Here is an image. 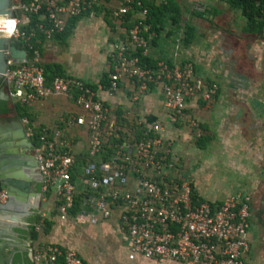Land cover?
<instances>
[{
    "label": "built area",
    "instance_id": "built-area-1",
    "mask_svg": "<svg viewBox=\"0 0 264 264\" xmlns=\"http://www.w3.org/2000/svg\"><path fill=\"white\" fill-rule=\"evenodd\" d=\"M110 1L115 4L110 16L127 33L126 42L116 38L110 45L107 82L99 81L93 89L92 84L69 76L48 82L40 66L38 35L43 41L53 40L70 19L86 12L92 16L95 7L107 3L11 0L12 30L6 37L21 42L23 48L18 49L25 51L26 59H7L0 90L8 101L23 107L54 98H68L74 107L52 129L35 125L27 116L21 118L25 137L34 143L32 151L42 177L39 194L47 205L39 212L34 230L42 231L53 213L68 219L76 195L84 194L82 211L71 219L95 222L97 217L113 215L129 264H245L250 196L234 193L220 202L201 200L179 170L174 143L165 136L163 124L125 122L118 108L109 103L123 84L131 89V103L158 89L169 123L198 131V120L187 110L194 102L211 103L218 86L198 79L190 63L157 60L153 68L141 66L135 53L141 50L142 56H149L154 37L146 23L148 9L143 0ZM258 5L264 19V0ZM195 10L202 13L205 9L197 6ZM33 17L37 19L30 26ZM127 18L134 23L128 32L121 27ZM78 137L86 141L83 164L74 152ZM6 200L0 190V204ZM29 260L32 264H85L76 250L43 242H32Z\"/></svg>",
    "mask_w": 264,
    "mask_h": 264
},
{
    "label": "crops",
    "instance_id": "crops-1",
    "mask_svg": "<svg viewBox=\"0 0 264 264\" xmlns=\"http://www.w3.org/2000/svg\"><path fill=\"white\" fill-rule=\"evenodd\" d=\"M148 1L156 4L166 2ZM172 1L181 11L180 28L164 25L155 43L150 46L149 57L190 63L198 79L218 86L219 90L211 103L194 102L187 110L190 117L198 120V131H192L184 124L169 123L158 89L146 93L139 102L131 103V89L123 84L118 96L109 103L118 108L124 121H160L163 124L165 136L174 143V154L182 167V174L191 181L201 200L220 202L234 193L250 196L252 204L247 235L250 249L244 261L245 264H264V26L247 31V19L241 10L232 9L221 0ZM197 6L204 7V12L196 11ZM86 19L88 17L78 22L65 44L54 39L43 41L41 61L56 63L67 76L81 80L88 78L90 80L86 82L94 85L100 81L101 74L109 69L110 44L106 43V38L103 40L107 56L99 69L87 61L82 53L86 47L92 46L90 38L95 32L85 23ZM103 23L108 33L110 28ZM186 23L195 32L189 44H183L181 40ZM115 30L122 33L118 25H115ZM28 108L35 125L50 129L57 125L60 116L74 109L68 98H54ZM198 139L200 141L197 143ZM76 140L79 143L74 145V152L84 155L85 139L78 137ZM235 186L237 189L233 190ZM39 188L40 184L36 185L37 193ZM46 206L41 196L35 199L26 208L23 221L34 222ZM113 220L116 232L120 234ZM46 222L49 228L41 242L73 249L71 228L72 223L77 221L71 216L62 220L53 213ZM95 235L97 233H91L90 237ZM11 237L16 239V235L11 234ZM123 243V257H118L124 264H129L124 240ZM77 253L88 264L79 251ZM134 264L156 263L138 261Z\"/></svg>",
    "mask_w": 264,
    "mask_h": 264
},
{
    "label": "trees",
    "instance_id": "trees-1",
    "mask_svg": "<svg viewBox=\"0 0 264 264\" xmlns=\"http://www.w3.org/2000/svg\"><path fill=\"white\" fill-rule=\"evenodd\" d=\"M22 1H27V0H22ZM109 1L110 0H104L105 3H108ZM221 1L227 3L229 7L232 9L241 10L243 16L247 19V31H252L254 27L258 29L263 28L264 19L261 13V5L257 6V3L263 4V0H221ZM143 4L148 9V19L146 20V23L150 25L151 27L150 32L154 33L155 36L151 38L150 46L152 43H155L156 36H158L159 33L163 30L164 25L168 24L171 27L180 28L182 22L181 11L179 6L174 1L166 0L165 3L156 4L155 2L152 1L143 0ZM98 14H103L102 17L105 23L111 26L112 30L115 29V25H113V22L111 23L110 21H108L110 12L108 11L107 8H105L104 5H100L94 8V15H98ZM89 15L90 12H86L78 17L70 19L67 22L65 30L60 34L55 35L53 39L58 40L61 43L65 44L66 41L72 36L78 22L81 21L83 18L89 17ZM198 16L201 17V14H198ZM35 19L37 18L35 17L32 18L33 22L31 23L30 26H33V23L36 21ZM133 24L134 23L127 18L122 21L121 27H123L126 30V32H128L129 29L133 26ZM183 28L184 31L181 40L183 44H189L192 42L195 36L194 28L189 23L184 24ZM24 29L28 30L27 28ZM38 37L41 39V43H42L43 39L41 35L39 34ZM121 41L123 40L121 39ZM12 44L15 45V47L17 48H23V45L19 41H13ZM39 49L41 54V45L39 46ZM135 56L139 58L140 65L147 68H153L157 61L150 58L149 56L147 57L142 56L141 50H138L135 53ZM40 66L43 69L44 76L48 82L52 81L55 77H67L64 69L56 63L42 64L40 62ZM100 82L102 84H105L107 82V72L101 74ZM91 87L95 89L94 85H91ZM12 105H13L12 108H9L8 101L0 100V114L8 113L9 111H14L20 118L27 116L31 120V117L25 111L23 106L19 105L18 103H14V104L12 103ZM136 135L137 136L139 135L138 131L136 132ZM199 141L200 139L197 140V143ZM32 145H34L33 142ZM199 147H202V145L199 144ZM77 161L83 164L85 162V157L83 155H79ZM84 200H85L84 194L76 195L74 199L73 208L69 211L70 216L75 217L82 211ZM39 221H40V217H37L36 220L32 223L33 225H36L37 223H39ZM44 223L45 224L42 231L46 233L49 228V223L46 221ZM37 238L38 235L33 228V232L31 234L32 242H34ZM28 264H32V263L28 262Z\"/></svg>",
    "mask_w": 264,
    "mask_h": 264
},
{
    "label": "water",
    "instance_id": "water-1",
    "mask_svg": "<svg viewBox=\"0 0 264 264\" xmlns=\"http://www.w3.org/2000/svg\"><path fill=\"white\" fill-rule=\"evenodd\" d=\"M12 20L11 0H0V85L5 77L7 59L15 62L26 59L25 51L15 47L6 37L12 29ZM0 100L8 101L3 90H0ZM6 140L7 134L0 123V190L7 195L6 202L0 204V242L8 241L15 229L21 227L26 208L40 197L32 186L42 181L36 161L17 155L13 142ZM12 258L13 255L5 259L0 254V264H12Z\"/></svg>",
    "mask_w": 264,
    "mask_h": 264
},
{
    "label": "rangeland",
    "instance_id": "rangeland-1",
    "mask_svg": "<svg viewBox=\"0 0 264 264\" xmlns=\"http://www.w3.org/2000/svg\"><path fill=\"white\" fill-rule=\"evenodd\" d=\"M104 5L105 8H107L108 11L112 13L113 7L115 5L114 1H110ZM102 16L103 14L92 15L91 17L89 16L86 21L83 20L85 21V23H87L88 27L93 28L95 35L90 38V41L92 40L93 42L92 46L86 47L85 51L82 54L87 57L88 62H92V65H95V67L98 69L100 66L104 65V62L102 63V61H104V58H106L107 56V50L103 46L105 43V41L103 40L105 38L107 39L106 43L110 45L115 42L116 38L120 40L122 39L123 42H126L125 33H120V31H116L115 29L112 30L111 26L109 25L108 27L110 29L108 33L107 31H105V25L103 23L104 20ZM108 21H110L111 23L113 22V25H116L114 23L115 21L110 17V15ZM9 33H11V31ZM40 57L41 59L43 58L41 54ZM41 63L43 64L45 63V61L42 60ZM83 80L89 81L90 79L85 78ZM24 109L29 115V108L24 107ZM178 168L180 171L182 170L180 164H178ZM236 189V186L233 187V190ZM113 219H115V217L113 215H110L109 219H103L101 216L97 217L95 222L88 221L79 224L77 222L72 223L73 227L71 228V247L79 251V253L88 262V264H124L123 261L118 257H123V237L116 232V227L114 225ZM106 231L108 232L106 233ZM36 233L38 235V238L34 241V244L36 242H41V240H44L45 236L44 231ZM91 233H97V235H95L94 237H90Z\"/></svg>",
    "mask_w": 264,
    "mask_h": 264
},
{
    "label": "flooded vegetation",
    "instance_id": "flooded-vegetation-1",
    "mask_svg": "<svg viewBox=\"0 0 264 264\" xmlns=\"http://www.w3.org/2000/svg\"><path fill=\"white\" fill-rule=\"evenodd\" d=\"M8 102L9 108H12V103L10 101ZM0 123L2 129L7 134V140L13 142L17 155H22L35 161L32 151V143L24 135V127L21 123V118L14 111H9L8 113L0 114ZM32 187V189H36L35 185ZM251 204L252 199L250 208ZM33 228L34 225L32 222L23 221L21 227L19 229H15V233L12 234L16 235V239L10 236L8 241L0 242V254L3 255L5 259H8L11 255H13L12 264H28V262H30L29 253L32 245L31 234L33 232Z\"/></svg>",
    "mask_w": 264,
    "mask_h": 264
},
{
    "label": "bare ground",
    "instance_id": "bare-ground-1",
    "mask_svg": "<svg viewBox=\"0 0 264 264\" xmlns=\"http://www.w3.org/2000/svg\"><path fill=\"white\" fill-rule=\"evenodd\" d=\"M11 30H12V29H11ZM11 30H10V31H11ZM10 31H9V32H10ZM9 32H8V34H9ZM8 34H7V35H8Z\"/></svg>",
    "mask_w": 264,
    "mask_h": 264
}]
</instances>
